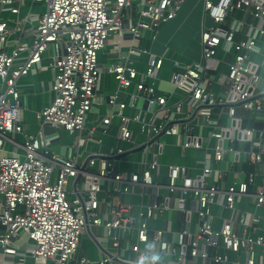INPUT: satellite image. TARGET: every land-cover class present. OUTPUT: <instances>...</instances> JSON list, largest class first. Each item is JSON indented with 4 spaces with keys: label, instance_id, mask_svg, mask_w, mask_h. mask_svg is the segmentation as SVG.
Returning a JSON list of instances; mask_svg holds the SVG:
<instances>
[{
    "label": "built area",
    "instance_id": "built-area-1",
    "mask_svg": "<svg viewBox=\"0 0 264 264\" xmlns=\"http://www.w3.org/2000/svg\"><path fill=\"white\" fill-rule=\"evenodd\" d=\"M19 1L0 0V3L16 13ZM38 1H43L46 9L31 31V42L17 40L9 51L0 46L1 253L16 258L19 264L27 257L50 260L52 264H139L142 258L145 264H198V259L200 264H260L255 248L264 247V232H254L264 219V212L257 211L264 205V174L261 183L256 184L254 209L239 210L235 220L225 219L220 228L212 225L211 205L219 202L223 207L234 208L235 197L248 193L257 173L240 168L237 175H245V179L223 188L210 182L209 177L218 169V163L225 161L226 152L234 154L233 165L238 161L239 151L229 143L233 140L230 128H236L243 140L251 134L250 128L233 122L230 126H219L212 117L216 106H226L232 120L236 107L260 111L264 125V89L256 90L262 76L259 64L251 58L253 52L260 50V38L264 36V0H202L204 16L210 22L203 25L200 34L201 61L183 64L171 79L175 87L187 93L191 109L185 113L183 100L168 103L153 82L147 83L162 67L166 51L149 53L144 71L129 59L109 65L107 71L116 78L118 89L124 90L135 81L136 90L130 93L129 103L134 105L142 98L146 101L145 112L163 111V120L155 123L138 112L128 117L122 112L125 103L117 102V94L109 96L108 104L119 106L118 137L132 145L128 149L114 148L108 154L90 152L84 164L78 163L76 157L51 151L44 127L79 133L92 107L103 69L97 53L105 46L109 34L121 36L128 30L139 38L144 31H150L152 40H156L159 28L177 17L185 0ZM134 5L136 11L132 16ZM6 24L0 21V32H6ZM241 32L244 37L237 38ZM222 43L233 47L234 56L228 62L227 73L216 79L224 89L222 95H216L210 89L209 70ZM50 46L54 50L49 64L54 69L53 98L36 111L40 123L37 133L26 134L19 122L17 79L39 66ZM261 54L264 57V52ZM113 115L110 112L102 117L87 134L92 136L97 127L106 132ZM131 120L147 131L145 141L135 142L128 125ZM212 124L209 133L215 140L213 154L206 153L198 162L200 170L190 174L187 166L171 163L167 165V181L156 180L158 151L152 145L156 143L160 151V136L182 134L184 147L198 148L201 139L195 128ZM15 132L25 135L21 151L8 148L9 142L14 143L9 134ZM76 138L81 142L79 135ZM224 139L228 140L227 148L223 146ZM136 147L144 153L143 169H115L110 158ZM247 154L252 163L264 169V129L258 131L257 150ZM103 180L112 181L113 187L104 189ZM147 186L151 188L148 203L140 201L136 205L114 199L126 193L143 197L140 187ZM171 209L183 215L173 242L164 237L167 229L151 228L148 224L155 216L166 218ZM193 213L197 220L192 230L189 224ZM88 233L101 246L97 258L78 253L81 240ZM22 234L25 242L18 245L16 239ZM229 251L243 253V258L230 259ZM154 255L162 258L153 261Z\"/></svg>",
    "mask_w": 264,
    "mask_h": 264
},
{
    "label": "crops",
    "instance_id": "crops-1",
    "mask_svg": "<svg viewBox=\"0 0 264 264\" xmlns=\"http://www.w3.org/2000/svg\"><path fill=\"white\" fill-rule=\"evenodd\" d=\"M46 6L43 1L38 0H20L18 3V12H11L8 6L0 3V21H5L7 24L6 32H0V46L6 51H9L17 40L26 41L28 43L32 40L31 31L37 24L38 17L45 11ZM131 14L134 16L136 6L131 9ZM246 18V15H243ZM210 19L204 16L202 0H185L181 10L176 18L163 24L157 34V39L152 40V32L144 31L139 38L133 37L131 32L125 30L121 36L115 33H110L106 44L97 53L98 64L103 68L97 86L94 90L95 99L92 107L87 114L84 128L79 133H70L64 128L44 127L47 135L50 137L48 147L51 151L60 154L64 157H76L78 163H85V158L90 152H100L108 154L111 150L117 147L128 149L132 143L120 140L118 137L119 125L121 122L120 116L117 114L119 106L117 103L108 104V97L117 94V102H124L125 106L122 109L124 115L132 117L138 112L146 119L152 118V121L157 123L163 120V111L153 110V112H145L144 100L137 99L134 105L129 103L130 93L136 90L135 81L126 89H118V82L114 75L107 71V67L113 63L124 62L129 59L132 65L136 66L140 71H144L147 65L149 53L162 54L165 52V57L162 67L155 72L154 78H148L147 83L153 82L156 90L167 97L168 103H173L178 100L182 101V110L187 112L191 106L187 102V93L181 88L175 87L171 83L172 75L175 71L180 69L183 64L201 61L200 48V34L204 24H208ZM189 28L195 29L197 34L194 36L188 32ZM244 31V30H243ZM237 34V38L244 37L242 34ZM260 50L253 52L251 58L259 64V75L262 79L258 83L256 90L264 89L261 82L264 79V57L261 51L264 52V36L260 38ZM146 50L143 52L141 50ZM134 50V51H131ZM54 50L50 46L44 52L42 61L39 66L30 70L27 74L20 76L17 79V87L20 92V111L19 122L24 128V133L35 134L40 128V123L36 118V111L48 105L53 98V91L51 90V82L54 78V69L49 65L52 60ZM234 49L222 43L211 60L212 68L209 70L210 89L216 95H222L224 92L223 86L217 82L218 76H224L228 70V62L233 59ZM0 81V91L2 89ZM114 113L107 127L106 132H102L99 127L92 136L87 134L88 130L101 120L102 117L108 113ZM214 119L217 120L219 126H228L229 114L226 106H216L213 109ZM232 124H239L241 127L250 128L251 134L248 139H241L238 137L236 128L231 127L230 133L232 141L230 144L239 151L237 157L238 161L232 164L234 154L226 152L225 164L222 166L218 163V169L222 170L219 173L215 170L210 182H215L220 188L226 184H231L238 179H245V175L238 174L236 170L243 168L245 171H253L257 173L256 182L248 186V193L244 195H237L234 201V208L223 207L219 202L211 205L213 214L212 225L215 228H220L225 219L235 220L239 210L247 212L254 209V194L256 192V184L261 183V176L264 174V169L257 164L252 163L248 157L247 152L255 151L258 147V131L264 129L263 119L256 116V110L243 109L236 107V111ZM129 128L132 131L135 142H143L147 138V131L141 130L137 121L131 120ZM212 125L199 126L195 128V133L201 139V147H184L182 145L184 136L182 134L162 135L159 140L162 142L159 151L158 145L154 143L152 149L158 151L159 165L156 169L155 178L160 183L167 181V165L168 164H182L187 166L190 174H196L200 169L198 162L205 156L213 154V146L215 140L210 136ZM12 137L13 142H9L8 148L15 147L17 151H21L25 140V135L17 133ZM76 135H79L81 142L77 141ZM117 157L110 158L113 166L117 170L125 171H141L143 169L144 153L140 147L129 149ZM103 188L110 189L113 187V182L103 180ZM139 189V188H138ZM144 191V196L141 197L138 193L119 194L114 197L115 200L122 202L138 204L148 203L151 201V188L140 187ZM164 191V188L160 189ZM72 197V194H69ZM170 204L173 208L174 200L171 199ZM137 210V207H135ZM258 212H264V205L257 208ZM183 215L175 209L169 210L165 217H153L148 220L151 228H165L167 231L164 237L173 242L175 240V230L181 226V219ZM167 219V220H166ZM197 216L193 213L190 216V229L195 228ZM235 228L238 230V225L235 223ZM2 229L0 228V231ZM264 232V219L261 221L259 228L254 232L260 234ZM101 240L107 245V241L98 230ZM25 236L22 234L16 239L18 245H23ZM101 246L92 240L90 233L84 234L78 248V253L87 255L90 258H97ZM256 260L260 264H264V247H256ZM230 259L237 257L243 258V253L228 252ZM159 258V256H158ZM0 264H19L16 258L3 255L0 251ZM23 264H52L50 260L38 259L34 260L27 257Z\"/></svg>",
    "mask_w": 264,
    "mask_h": 264
},
{
    "label": "water",
    "instance_id": "water-1",
    "mask_svg": "<svg viewBox=\"0 0 264 264\" xmlns=\"http://www.w3.org/2000/svg\"><path fill=\"white\" fill-rule=\"evenodd\" d=\"M264 63V62H263ZM261 86L262 87H264V79L262 80V82H261ZM144 105H145V107H146V101L144 102ZM256 116H258V117H260V118H262L263 119V113L262 112H260V111H256ZM231 118H229L228 119V122H229V124H228V126H230L231 124ZM227 135V134H226ZM223 146H224V148H227L228 147V140H226V139H224V141H223ZM225 164V161H222L221 162V165L223 166ZM200 259H198V264H200Z\"/></svg>",
    "mask_w": 264,
    "mask_h": 264
},
{
    "label": "rangeland",
    "instance_id": "rangeland-1",
    "mask_svg": "<svg viewBox=\"0 0 264 264\" xmlns=\"http://www.w3.org/2000/svg\"><path fill=\"white\" fill-rule=\"evenodd\" d=\"M188 32L190 33V35L189 34H187L188 36H194L195 37V35L197 34V31L195 30V29H191V28H189V30H188ZM50 64V63H49ZM14 134V133H13ZM15 134L17 135V132H15ZM12 137H15L14 135H11ZM102 186H103V183H102ZM154 256H156V257H158V255H154ZM159 258H162V256H159ZM158 258V259H159Z\"/></svg>",
    "mask_w": 264,
    "mask_h": 264
},
{
    "label": "clouds",
    "instance_id": "clouds-1",
    "mask_svg": "<svg viewBox=\"0 0 264 264\" xmlns=\"http://www.w3.org/2000/svg\"><path fill=\"white\" fill-rule=\"evenodd\" d=\"M157 259H158V257H156V256H153V257H152V260H153V261H155V260H157ZM139 264H145L144 258H142V259L139 261Z\"/></svg>",
    "mask_w": 264,
    "mask_h": 264
}]
</instances>
